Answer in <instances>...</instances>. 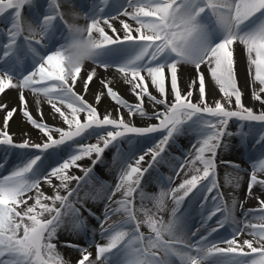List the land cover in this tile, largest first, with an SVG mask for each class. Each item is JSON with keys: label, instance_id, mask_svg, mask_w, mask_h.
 <instances>
[{"label": "rangeland", "instance_id": "374dc122", "mask_svg": "<svg viewBox=\"0 0 264 264\" xmlns=\"http://www.w3.org/2000/svg\"><path fill=\"white\" fill-rule=\"evenodd\" d=\"M27 1L33 3L35 7H42L47 3V0H25L24 3ZM61 1L65 0H54L55 7L60 5ZM72 1L74 2V0ZM77 1L82 2L83 0ZM84 1L88 2V0ZM110 1L102 0L98 5L103 4L101 8L108 10L107 6ZM131 1L133 3L129 5L128 9L141 13L145 8H149V2L153 5L158 4L156 0ZM18 2L19 0H15L17 5ZM145 2L148 4L146 5ZM182 2L169 0L167 9L156 8L154 12L157 13L160 23L154 31L150 30L147 22L138 24V27L125 25L123 23L125 20L121 17L123 10H119L118 13L115 11L111 15L114 21L112 20L107 27L112 35L125 36L135 33L140 34L143 38L140 45L134 44L135 42L128 38L119 44L118 48L114 50V53L117 54L115 59L119 58L118 63L142 56L147 52L148 47L154 52L160 49L168 59L167 63L160 68L148 66L146 68L148 72L144 77L137 76L136 79L126 77L129 81L132 80L131 90L126 92L125 89L127 106L110 111L109 108L104 110L90 105L79 110L80 113L74 112L68 118L61 119L62 117H59L58 119L57 117L56 122L60 124L61 130L48 127L42 133L43 136L39 141H27V137L24 138V135L18 140V137L16 138L14 135L0 134V157L27 151L31 157L39 158L37 162H40L42 158L46 162V165L40 166L41 171L35 175H25L22 169H16L15 177H18L17 182L21 185V189L12 196L9 197L4 191H0V198H5L2 207L15 218L14 220L18 224L14 264H62L64 258L56 250L55 238L61 220L67 218L70 221L71 219V226L76 230L78 238L81 240L91 234L90 230L87 233L86 230H79L87 222V213H81L78 206L82 204V201L88 200L87 204L89 205L90 202L93 204L96 201L95 210L98 208L99 193L108 188L106 186L108 181L103 176L104 168L106 173L117 177V173L121 172L131 159L129 155L135 154L137 157L131 159L132 162L135 160L137 165H145L146 170H150L158 163H165L166 176H168V172L175 171L176 160L166 150L170 143L174 142L172 138H176L175 134L177 133L189 134L190 139L194 142H196V135L201 136L200 132L207 133L206 136L210 133L209 136L216 137L217 140L206 147V149L210 148L207 155L200 156L194 161V169L188 173L186 183L179 192L180 200L175 202V215L169 220L148 211L143 212L140 219L137 216V225L150 236L149 241L144 242L143 249L149 254V260L144 258L138 236L130 225L128 227L131 229L125 239L102 247L100 250L96 247V243L86 242L85 239L81 246L72 245V242H76V240L70 242V244L72 243L70 246L76 247L77 253H86L80 257L82 260L91 263L102 261L105 264H122L118 253H123L124 261L128 264H153L155 254H164L166 250L178 249L177 246L169 244L164 230H169L170 235H176L179 231L176 226L179 227V223L182 222L180 220L185 213L195 209V212L191 211L190 215L191 230L198 228L202 219H215L217 223L220 222L219 226L222 224L220 219L226 221L227 214L225 212H229L231 206L229 203L231 202L227 201L224 194L219 193L220 189L217 183L219 177H223L229 182L239 177L242 183H246L247 180L252 181L254 176L264 175V172L259 169L241 171L229 165L220 164L218 167L215 162L221 149H232L237 143L242 144L239 150L234 153L242 159L244 151L251 154L253 150L257 149L259 146L257 138H264V0L245 2L236 11H230L229 14L212 8V6L225 5L227 0H182ZM6 4L9 5L6 7L7 9L13 8L18 20L20 15L21 17L27 16L29 22L36 15L40 22L47 20L48 14L37 11L20 14L16 4L11 2ZM79 11V15L85 13L81 9ZM224 20L227 22L224 23ZM7 23L12 22L8 21ZM219 23H224L228 30L231 28L235 30V35L224 42L222 64L227 69L228 81L219 87L217 92L225 101L222 104L209 106L204 102V98L202 102L195 101L183 93L174 67L178 65L179 61L182 62L183 59L189 58L192 53L197 61L202 60V57H199L200 53L193 52L194 49L190 55H187L191 51L189 45L193 38L205 35L208 43L209 41L213 44L220 43L222 39L213 37V32H209V26H212V30H214ZM235 25H238L237 29ZM28 33L23 35L25 39L36 38ZM7 38L9 39L8 36ZM240 38L250 40L251 49H253V54L249 59H244L240 63L239 73L241 79L245 81V89L241 87V82L237 80L235 70L232 68L234 45L241 40ZM32 39L28 45L33 50L41 51V53H37L43 57L56 51L52 46L55 39L54 33L48 34L42 45L39 44L41 42L36 43ZM108 39L111 38L108 37ZM151 40L157 42L156 47L150 43ZM3 42L9 45V40L6 38ZM13 42L16 45V42ZM20 43L24 44L25 42L21 41ZM35 46L37 47L35 48ZM153 47L158 48L153 49ZM142 57H146V55ZM25 68L26 66L23 67L24 75L31 72ZM65 71L68 70L63 69V73ZM4 76L10 77L8 72H5ZM97 77H102V75H97ZM102 78L104 79V77ZM198 92L201 96L205 94L203 89H199ZM206 121L212 123L214 126L212 130L201 128L205 126L204 122ZM251 135L254 136V141L249 142L247 140ZM163 138L166 140L157 149L156 145ZM237 138L239 142H236ZM243 138L246 143L241 142ZM147 151L152 152L148 159L138 158L140 154H145ZM254 158L262 164L261 168L264 169V150L256 154ZM104 159L106 160L104 161ZM136 159L139 160L136 162ZM102 161L105 164L104 167L101 166ZM109 166H111V171H108ZM139 168V166L133 167L126 176L138 175ZM69 180H71L70 184ZM152 180L151 190L155 186H160L163 181L160 174H157L156 179L152 178ZM42 183L48 184L47 191L40 188ZM78 185H80L81 192L74 194L73 189ZM34 189H39L42 196L38 202L33 201L30 197V192ZM133 203V198L127 199L125 201L127 209H130ZM121 214L111 213L113 220L118 222L123 218ZM253 217L254 219L248 222V226L250 225L252 229L251 232L243 234L245 241L240 242L235 238L228 242L233 249L242 248L249 251L240 256H233V264H264V209L256 210ZM185 223L188 224L186 226L191 225L189 220H186ZM89 224H92V221ZM89 224L85 226L88 227ZM187 229L185 228L183 231ZM89 250L92 253H89ZM207 250L205 248L203 251L198 249V254L202 255L201 253H206ZM177 252L183 253L185 256L189 253L188 250H180V248ZM77 253L76 257L79 255ZM104 257L106 258L104 259ZM202 264H208V262L205 261Z\"/></svg>", "mask_w": 264, "mask_h": 264}, {"label": "bare ground", "instance_id": "6f19581e", "mask_svg": "<svg viewBox=\"0 0 264 264\" xmlns=\"http://www.w3.org/2000/svg\"><path fill=\"white\" fill-rule=\"evenodd\" d=\"M24 1L19 0L17 5L15 0H0V22H12L11 25L6 24L4 27L0 25V134L2 135H14L16 138L18 137V140L24 135V138L27 137V141H39L46 128L61 130L60 124L56 122L57 117L58 119L59 117H62L61 119L68 118L74 112L80 113L79 110L90 105L104 110L109 108L110 111L127 106L125 89L126 92L131 90L132 80L129 81L126 77H133V79H136L137 76L144 77L148 72L146 70L148 66L160 68L168 61L160 49L154 52L148 47L147 52L142 55H146V57L138 56L124 63H118L119 58L116 60L117 54L114 53L118 45L126 41V38L131 39L135 42L134 44L140 45L143 38L140 34L135 33L125 36L112 35L107 26L114 19L111 15L115 11L118 13L119 10H123L121 17L124 18L125 25L138 27V24L147 22L150 30L154 31L160 23L159 17L154 11L156 8L167 9L169 0H156L158 1L157 5L145 2L149 8H145L143 13L128 9L129 5L133 3L131 0H111L107 6L108 10L102 9V5H98V2L102 0H98V2L96 0H88V2L74 0L76 8L70 6L67 0L59 6L60 8L55 7L54 0H47V3L42 7H35L33 3L28 1L24 3ZM250 1L227 0L225 5L212 6V8L229 14L230 11H236L243 3ZM7 2L16 4L20 14L32 11L48 14L47 20L44 22H40L36 15L33 18V24L27 28L26 32L34 35L36 38H31L32 41L41 42L39 43L41 45L46 41L48 34L54 33L55 39L52 46L56 51L53 54L43 57L40 55L41 51L30 48L28 43L31 42V39H25L22 34L24 32L18 33L19 30L16 26L14 27L19 23L20 27L25 26L26 20H28L27 16L21 18L20 15L19 22L13 8H6L9 6L6 4ZM70 2L73 3V1ZM180 2L184 1L180 0ZM79 9L85 13L79 15ZM226 22L224 20V23ZM224 23H219L214 30H212V26H209V32H213V37L222 39L220 43L213 44L210 41L208 43L205 35L192 39L189 45L191 51L187 55H190L194 49L193 52L200 53L201 61H197L192 53L189 58L183 59L182 62L179 61L176 67L173 65L183 93L195 101L202 102L204 98V102L209 106L222 104L225 101L217 90L228 81L227 69L222 64L224 42L235 35V30L232 28L228 30ZM235 28L237 29L238 25H235ZM1 31L10 38L11 44L16 40L19 44L1 43L5 39L1 35ZM17 36H21V38L16 39ZM240 39L234 45L232 68L235 70L237 80L241 82V87L244 88L245 81L241 79L239 73L240 63L244 59H249L253 54V49H251L250 40ZM19 40L25 43L21 44ZM150 43L155 47L157 45L155 40H151ZM155 47L153 49L158 48ZM24 66H26L25 70H31V72L24 75ZM63 69L68 71L63 73ZM5 72H8L10 77H5ZM97 75H102L104 79ZM199 89L205 91L203 96L199 95ZM204 125L206 127H201L202 129L212 130L214 128L208 121L204 122ZM209 125L213 127H209ZM199 134L201 136L196 135V142L190 139L189 134L177 133L175 134L176 138H172L174 142L170 143L166 151L175 158L176 169L168 172V176H166L165 163H158L150 170H146L145 165H137L135 160L132 162L131 159L137 157L135 154L129 155L131 159L124 169L117 173V177L106 173L104 168L103 176L108 181L106 185L108 188L99 193L97 203L100 208L95 210L96 201L93 204L89 201V205L87 204L88 200L82 201V204L78 206L81 213H87V225L92 221L88 227L83 225L79 229L86 230V233L90 230L91 234L86 238L83 237L85 241L96 243V247L100 250L102 247L125 239L132 227L138 236L143 256L147 260L149 254L143 249L144 242L149 241L150 236L137 225V220L140 219L143 212L147 211L164 216L167 220L175 215V202L180 200L179 192L186 183L188 173L194 169V161L200 156L207 155L210 148L206 149V147L217 140L216 137L209 136L210 133L207 136V133L204 132ZM259 138H257L258 153L264 150V138H260V140ZM165 140L166 138H163L158 142L157 149ZM247 141H254V136L251 135ZM236 142H239L238 138ZM241 142L246 143L245 138ZM241 144L237 143L232 149H221L215 158L216 165L218 167L220 164L229 165L241 171L255 168L264 172V169L261 168L262 164L254 158L258 154L257 149L253 150L251 154L244 151L242 159L234 153L239 150ZM151 153V151H147L145 154H140L138 158L148 159L152 155ZM6 160L9 161V164L7 163L1 172L0 191H4L9 197L21 189V185L13 178L16 176V169L21 168L22 171L35 175L41 171V165H46L44 158L37 162L39 158L31 157L27 151L12 153ZM12 160H15L16 163L12 164ZM137 160L139 159H136V162ZM104 165L102 161L101 166L104 167ZM138 166L140 167L138 175L126 176L127 172ZM108 171H111V166L108 167ZM7 174L12 178L6 179ZM157 174L161 175L163 181L160 186H155L151 190L152 178L156 179ZM238 179L231 182L223 177L217 179L219 193L224 194L227 201L231 202L229 203L231 204L229 212H225L227 214L226 221L220 219L222 224L219 226L220 222L217 223L215 219H202L198 228L191 230L190 215L195 212V209L185 213L180 220L182 222L179 223V227L176 226L180 233L177 231L176 235H170L169 230H164L169 244L177 246L178 249L166 250L164 254H155L153 264H202L205 261L208 264H233V256L248 253V250L242 248L233 249L228 242L235 238L240 242L245 241L243 234L252 230L251 226H248V222L254 219L253 214L256 210L264 209V175L256 176L252 181L247 180L246 183H242L241 178L238 177ZM70 182L71 180H69V184ZM79 186L73 189L74 194H80ZM40 188L47 191L48 184L42 183ZM39 189L30 192L33 201L38 202L42 199ZM130 198H133L135 204L133 203L130 209H127L125 201ZM3 200L5 198H0V264H14L18 224L14 220L15 218L2 207ZM112 212L123 213L121 214L123 218L120 219L123 220H119L120 223L116 224L111 215ZM186 220H189L191 225L186 226L188 225L185 223ZM61 221L55 238L56 250L64 258L62 264H105L102 261L91 263L82 260L80 257L86 253L79 254L76 247L70 245L73 243L74 246L75 244L81 246L84 244V239L78 238V233L71 226V219L69 221L66 218ZM129 225L131 227H128ZM185 228L188 229L183 231ZM75 240L76 242H72ZM70 242L72 243L70 244ZM179 248L180 250L186 249L189 253L186 256L183 253L180 254L177 252ZM204 248L209 249L206 253H201L200 256L198 249L203 251ZM88 252L92 253L91 250ZM76 253L79 254L77 257ZM118 256L119 260H122V264H128L124 261L123 253H118Z\"/></svg>", "mask_w": 264, "mask_h": 264}]
</instances>
